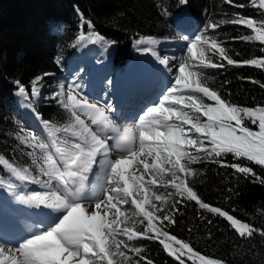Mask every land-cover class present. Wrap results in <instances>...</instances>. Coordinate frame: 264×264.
Instances as JSON below:
<instances>
[{
	"label": "snow or ice",
	"instance_id": "snow-or-ice-1",
	"mask_svg": "<svg viewBox=\"0 0 264 264\" xmlns=\"http://www.w3.org/2000/svg\"><path fill=\"white\" fill-rule=\"evenodd\" d=\"M180 3L186 4L187 0H180ZM224 3L238 9L253 7L259 11L261 19L237 12L233 18L221 19L207 27L215 32L224 25H241L254 35L233 39L258 41L262 45L260 51L264 52V0H249L248 4L224 0ZM97 39L103 38L97 36ZM153 42L150 37L138 41ZM213 56H218L221 62H214ZM223 61L232 66L264 68V58L235 60L221 41L206 34L197 35L187 44L186 57L158 102L146 107L135 124L123 130L115 125L104 107L78 99L71 93L66 102L58 101L71 114L72 122L50 131L60 159L57 161L46 153L43 166L37 165L48 177L47 181L41 182L27 167L19 168L0 155V165L16 180L42 184L49 189L43 194L37 192L19 197L41 209L49 223L21 240L18 246L0 244V264H140L141 261L153 264L142 244L130 243L133 241H158L167 255L179 264H186L182 257L192 260V264L197 261L199 264H222L199 254L189 243L171 234L168 226L175 223L174 217L157 216L161 208L151 201L154 198L163 205L176 195L180 197L176 204L185 199L194 201L200 209L223 217L242 238H250L257 231L204 202L186 183V179L195 174V169L188 165L202 163L210 157L212 163L233 168L264 184V177L240 162L246 160L264 168V106L234 105L208 86L202 70L222 68ZM16 83L18 94L29 98L28 90L19 81ZM37 95L36 82H33L31 96ZM106 107L112 111L111 106ZM81 114L88 115L96 130L80 118ZM250 124L256 125L258 130H253ZM61 130L76 142L61 140L57 143L55 133ZM109 140L113 143L109 144ZM20 143L26 140L21 139ZM39 147L44 149L45 145L41 143ZM112 148L120 153L115 159L108 158ZM229 154L236 162L227 161ZM32 162L36 164L35 159ZM93 165L100 168V172L95 173L97 181L89 179L88 174L94 172ZM166 175L171 176V180H164ZM98 186L102 195L96 192ZM8 187L11 189L13 185ZM159 188L174 192L163 193ZM86 203H93L94 209L89 211ZM128 204L130 209L124 207ZM139 224L144 225L142 230L137 228ZM260 235L264 236V231Z\"/></svg>",
	"mask_w": 264,
	"mask_h": 264
},
{
	"label": "trees",
	"instance_id": "trees-1",
	"mask_svg": "<svg viewBox=\"0 0 264 264\" xmlns=\"http://www.w3.org/2000/svg\"><path fill=\"white\" fill-rule=\"evenodd\" d=\"M233 2L248 4L249 0ZM182 9L187 23L178 26L175 18ZM237 12L261 19L255 8H234L224 0H187L186 4L180 0H0V155L19 168L27 167L29 173L41 182L48 180L37 166H43L45 153L39 144L46 141L20 107L16 95L17 81L28 90L29 98L22 97L53 141L51 129H62L72 122L71 114L57 105L60 97L56 93L52 98H32L33 82H36L37 91L42 93L41 88L52 90L68 73H81L76 75V80L78 85L84 86L97 67L105 76L121 72L132 59V42L148 37L164 46L206 34L221 41L235 60L264 58L258 41L233 39L254 35L250 29L229 24L212 32L207 27L221 19L233 18ZM78 15L82 20L80 29ZM80 32L82 41L78 40ZM97 36L103 39H97ZM87 37L94 41L87 50L94 55L75 59V52ZM99 57H102L100 63ZM212 59L221 62L218 56ZM223 63L222 68L202 70L208 86L234 105L264 106V87H261L264 68ZM45 121L49 123L45 125ZM252 128L257 130V127ZM69 135L61 130L55 133V140L57 143L69 140ZM21 139L26 143L21 144ZM34 159L36 164L32 162ZM211 159L189 165L195 169V174L189 176L186 183L204 202L224 210L257 231L250 238H242L223 217L200 209L194 201L185 199L176 204L180 199L176 195H172L167 212L174 217L175 223L169 225L168 230L199 254L222 264H264V236L260 235L264 231V184L235 172L233 168L212 163ZM227 161L236 162L230 154ZM240 162L264 177L261 166L246 160ZM11 175L0 165V186ZM24 184L27 190L32 186V183ZM130 243L142 244L145 255L153 264H179L178 260L167 255L158 241ZM182 259L186 264H192L186 257Z\"/></svg>",
	"mask_w": 264,
	"mask_h": 264
},
{
	"label": "rangeland",
	"instance_id": "rangeland-1",
	"mask_svg": "<svg viewBox=\"0 0 264 264\" xmlns=\"http://www.w3.org/2000/svg\"><path fill=\"white\" fill-rule=\"evenodd\" d=\"M79 23L78 27H82V20L80 16H77ZM185 17V11L182 9V12L176 15V22L182 23L183 19ZM82 33L80 32L78 34V40L82 41ZM141 39V38H139ZM138 40L132 42V61H131V68L125 69L126 72L124 74H112L103 76L100 67H97L93 70V74L87 81V86L83 87L81 89V86L78 85L76 80V75H82L78 72L75 74L69 73L65 76V79H62L61 81L57 82L55 88L52 90H48L47 87L41 88L42 93L38 91L37 96H32L34 99H41V97L46 98H52L53 93H56L59 95L60 100L59 101H67V96L71 93L72 95L77 96L78 99H86L89 103L95 104L98 107H104L105 112L110 115L113 118V110L115 106L114 96L116 93L120 92L119 95H121L123 89L130 91L132 90L131 99L136 98L135 101L129 103L130 106H132L133 111L136 113L133 115L132 120H124L122 119L123 116L121 115L118 119L119 123L115 124L120 130L122 125H126L127 127H132L135 122L138 120L139 116L142 114L143 110L152 105L153 103L158 102V100L161 98L162 94L166 91V88L168 87L169 83L173 81L174 76L176 75V70L178 65L185 59L186 57V48L187 44L192 39L184 40L182 43L175 44V45H164L160 44L157 45L156 41H154L152 44H146V43H138ZM84 42L81 43L78 48V50L75 52L74 56L76 55L75 59L79 57L85 58L91 57L94 55L93 53L87 51L89 47L94 43V41L87 37V39L83 40ZM98 62L100 63L102 61V57H99ZM161 61H164V63H161ZM148 68V69H146ZM144 69V70H143ZM128 72H131L130 78H125ZM136 75H138L136 79ZM112 76V77H111ZM144 76V80H142V77ZM133 82V85L130 84V82ZM153 82V84H152ZM116 87V89H115ZM131 87V88H130ZM48 90V93L46 92ZM19 97L20 100V107L25 111V113L29 116V119L33 123L34 126H37V129L39 130V123L37 122L36 117L33 115V113L30 110V107L28 103L25 102L24 98L16 94ZM117 95V97L119 96ZM125 101V100H124ZM209 103H211L209 101ZM57 105L64 108L63 105L59 102H57ZM106 106H111L112 111L109 112L108 108ZM125 111V109H123ZM80 118L85 121V123L91 127L93 130H96V125L91 124V120L89 119L87 114H81ZM123 120V121H122ZM133 121V122H132ZM250 127H256V125H251ZM258 130V128H257ZM101 135H104L103 133H98ZM115 135V134H111ZM70 142H76L75 138L71 135L68 136ZM55 151V148L53 145L49 147L48 151ZM118 150V149H117ZM194 151V149H193ZM49 153V152H48ZM49 153L53 156L54 159L59 161L60 157L58 154ZM117 154L114 151V148L111 149L109 152V159H115L117 158ZM98 160L100 157L97 158ZM62 167V165H60ZM189 166V165H188ZM94 172L89 173V179L90 181H97V176L95 173L100 172V168L97 165H93ZM142 171V168H141ZM39 173V172H37ZM137 175L140 173L137 172ZM164 180H171V176H164ZM25 183V182H24ZM21 181H18L15 179L13 175L10 176V179L0 186V205L1 209L2 207H8L15 212L18 213V211L23 212L24 216L27 213H31L34 211V207L30 206L27 202L24 200H21L19 197H27L31 195L32 193H46L49 191V189L45 186H40L37 184V186L33 185L29 187L27 190V187L25 184ZM55 183V181H53ZM12 184L13 188H9L8 185ZM91 186L89 185V188ZM16 192V197L13 196V194ZM158 191L167 193L169 191H172V189H166V188H159ZM96 192L98 195H102L101 189L99 186L96 188ZM171 197L167 200L166 203L161 205L160 201H156L154 198L152 199L151 203L156 204L158 208H161V211L157 212L156 215L159 217H162L163 215L167 214L168 207L170 205ZM91 199H95V197H91ZM85 207L88 208L89 211L94 209L93 203H86ZM125 208L130 209L131 205H124ZM34 215L36 214L37 220L44 221L45 217H47L44 212L41 211V209L38 208V211H34ZM8 215H12L9 212ZM48 218V217H47ZM8 219H4L3 216L0 217V223H3L7 226H9L13 231L6 230L5 232L0 230V244L5 243L4 240L9 243V245H6L8 247L12 246H18L21 242V237L14 236L15 234L14 230V224L13 222L9 221ZM35 221V220H34ZM32 221V224L35 226L36 224L39 225L37 222ZM144 227L143 224L137 225V228L139 230H142ZM2 231V232H1ZM36 231H40L39 229ZM2 236V237H1ZM123 239V237H121ZM6 244V243H5ZM3 244V245H5ZM7 250V249H6ZM192 262V260L188 259ZM197 264L199 262L197 261Z\"/></svg>",
	"mask_w": 264,
	"mask_h": 264
},
{
	"label": "bare ground",
	"instance_id": "bare-ground-1",
	"mask_svg": "<svg viewBox=\"0 0 264 264\" xmlns=\"http://www.w3.org/2000/svg\"><path fill=\"white\" fill-rule=\"evenodd\" d=\"M148 69V68H146ZM144 70V69H143ZM132 75L131 72H128V74L126 75L125 78H130L129 75ZM120 97V96H118ZM34 211H38V208H35L34 207ZM32 211L31 213H28L25 216H21V211H18V215L16 213H12V210H6V209H0V217L3 216L4 219H8L9 221L15 223L14 224V230H15V234L12 235V237L14 236H17L18 237H21V239H26L28 238L32 233H35V232H39V231H36V230H40L41 229V226L40 225H33L32 224V220L34 221L36 219V212ZM10 213L12 215H8L7 213ZM34 213H36L34 215ZM30 215L32 216L30 218ZM8 221V222H9ZM0 230L2 231H6V230H9V231H13L9 226L3 224V223H0ZM1 231V232H2ZM4 242L6 243H3L5 245H9L10 242L4 240ZM7 249V248H6Z\"/></svg>",
	"mask_w": 264,
	"mask_h": 264
}]
</instances>
